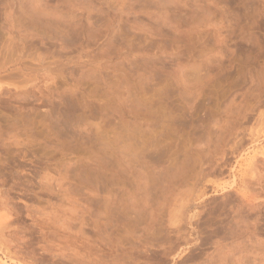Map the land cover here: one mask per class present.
Segmentation results:
<instances>
[{"label":"rangeland","instance_id":"374dc122","mask_svg":"<svg viewBox=\"0 0 264 264\" xmlns=\"http://www.w3.org/2000/svg\"><path fill=\"white\" fill-rule=\"evenodd\" d=\"M261 152L264 0H0V264H264Z\"/></svg>","mask_w":264,"mask_h":264},{"label":"bare ground","instance_id":"6f19581e","mask_svg":"<svg viewBox=\"0 0 264 264\" xmlns=\"http://www.w3.org/2000/svg\"><path fill=\"white\" fill-rule=\"evenodd\" d=\"M260 151V150H259ZM258 153V152H257ZM261 153H263V152H261ZM264 154V153H263Z\"/></svg>","mask_w":264,"mask_h":264}]
</instances>
